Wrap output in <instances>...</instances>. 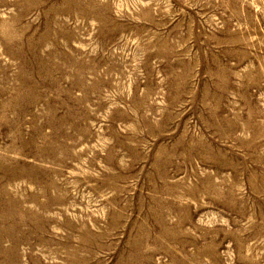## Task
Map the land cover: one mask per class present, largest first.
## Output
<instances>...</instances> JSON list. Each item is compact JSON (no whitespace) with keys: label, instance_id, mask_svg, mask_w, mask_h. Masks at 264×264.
<instances>
[{"label":"rangeland","instance_id":"obj_1","mask_svg":"<svg viewBox=\"0 0 264 264\" xmlns=\"http://www.w3.org/2000/svg\"><path fill=\"white\" fill-rule=\"evenodd\" d=\"M0 264H264V0H0Z\"/></svg>","mask_w":264,"mask_h":264}]
</instances>
